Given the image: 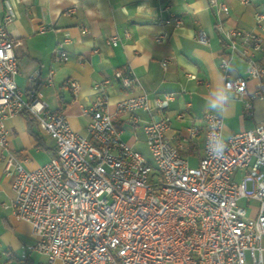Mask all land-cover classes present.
<instances>
[{"label":"built area","instance_id":"1","mask_svg":"<svg viewBox=\"0 0 264 264\" xmlns=\"http://www.w3.org/2000/svg\"><path fill=\"white\" fill-rule=\"evenodd\" d=\"M209 4L216 14L228 12L222 1ZM14 16L6 0L0 23V148L14 193L10 204L2 206H9L17 220L28 222L34 236L22 249L44 255L46 264H264V122L224 135L222 116L205 111L202 154L196 165H190L183 151L197 127L190 125L183 137L172 139L168 118L154 116L168 105L171 93L152 99L145 93L129 95L116 101L113 113L107 96L97 94L83 108L89 115L86 134L78 133L63 112L48 111L44 101L32 92L23 96L17 87L15 43L6 28ZM256 18L262 15L256 13ZM213 27L226 49L218 64L223 86L243 97L247 77L257 81L244 100L249 108L252 99L264 97V66L253 58L264 48L263 38L252 29L226 27L218 16ZM195 38L208 43L202 29L196 30ZM118 40L116 34L106 39L111 44ZM68 41L65 33L56 42V61L67 59ZM238 46L247 63L246 76L230 78ZM114 74L124 86L134 81L129 70ZM68 84L76 93V81ZM136 109L148 115L142 129L152 162L125 141L124 130L113 120L114 114L129 113L128 123L134 127L140 121ZM22 111L55 142L50 158L35 168H26L9 146L4 122ZM182 116L183 112L176 114ZM217 133L227 143L222 158L208 150L209 137ZM242 199L258 202L254 215L239 204Z\"/></svg>","mask_w":264,"mask_h":264},{"label":"crops","instance_id":"2","mask_svg":"<svg viewBox=\"0 0 264 264\" xmlns=\"http://www.w3.org/2000/svg\"><path fill=\"white\" fill-rule=\"evenodd\" d=\"M5 1L0 0V23ZM8 1L15 11L6 25L15 43L13 51L18 63L14 80L23 96L32 92L47 104L48 111L63 112L75 131L86 134L89 115L83 108L97 94L107 96L108 109L113 113L116 101L129 95L145 93L152 99L171 93L168 105L154 116L168 118L167 134L172 139L183 137L190 125L197 127L198 133L186 139L183 151L188 160L194 158L196 162L202 154L203 114L212 111L207 101L214 90L223 86L218 64L226 49L221 33L213 27L214 21L218 16L226 27L255 30L264 41V0H217L228 6L227 13L218 14L209 0ZM256 13L262 15L259 21ZM197 29L206 33L207 44L196 40ZM65 33L69 35L64 45L68 57L56 61L54 48ZM113 34L119 37L116 44L106 41ZM158 36L161 40H156ZM238 47L232 55L230 78L246 76L247 63ZM253 58L264 66V48L254 52ZM163 59L168 60L165 65ZM117 69L132 73L134 81L130 86H124L115 76ZM70 80L77 83L76 93L68 84ZM262 82L264 88V78ZM256 85L255 79L247 77L243 97L230 91L234 100L228 113L222 116L224 135L264 122V97L252 99L249 108L244 105ZM179 112H183L181 118L176 117ZM134 113L140 117L134 127L128 123L129 113L113 116L114 123L124 132L132 129L124 138L131 145L136 139L135 131L138 127L142 129V123L148 119L142 109ZM4 123L9 146L24 160L26 168L46 162L55 151L53 138L26 111ZM240 175L241 171H237L235 177ZM13 196L11 177L4 173L0 148V264L5 260L13 264H46L44 255L21 248L22 244L32 243L34 236L28 222L17 220L9 206H2V203L9 205ZM242 200L248 214L254 215L258 202Z\"/></svg>","mask_w":264,"mask_h":264},{"label":"clouds","instance_id":"3","mask_svg":"<svg viewBox=\"0 0 264 264\" xmlns=\"http://www.w3.org/2000/svg\"><path fill=\"white\" fill-rule=\"evenodd\" d=\"M211 99L207 101V106L217 114L224 116L228 113V106L233 102L234 97L230 95V89L227 86H222L214 90L211 94ZM209 152L212 156L222 158L227 150V143L222 134H213L209 137Z\"/></svg>","mask_w":264,"mask_h":264},{"label":"rangeland","instance_id":"4","mask_svg":"<svg viewBox=\"0 0 264 264\" xmlns=\"http://www.w3.org/2000/svg\"><path fill=\"white\" fill-rule=\"evenodd\" d=\"M130 131H132V129L127 128L123 134V138H125L127 133ZM135 134H136V139L132 144L133 148L138 150L147 160L152 162V156H151V153L147 147L145 136H144V133L142 132L141 127L137 128V130L135 131ZM189 163H190V165H196L197 162L195 161L194 158H189ZM251 202H252V204H255L254 201H251ZM239 204H244V200H239Z\"/></svg>","mask_w":264,"mask_h":264}]
</instances>
